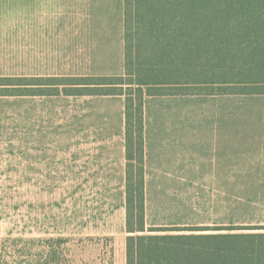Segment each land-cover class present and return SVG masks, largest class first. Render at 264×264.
Instances as JSON below:
<instances>
[{"label": "rangeland", "instance_id": "obj_1", "mask_svg": "<svg viewBox=\"0 0 264 264\" xmlns=\"http://www.w3.org/2000/svg\"><path fill=\"white\" fill-rule=\"evenodd\" d=\"M123 33L124 0H0V92L24 91L0 95V264L127 263L126 204L103 178L83 176L109 131L105 96L41 94L49 77L122 75ZM211 100L197 120L215 109L235 136L244 209L235 225L211 228L264 232V95Z\"/></svg>", "mask_w": 264, "mask_h": 264}, {"label": "trees", "instance_id": "obj_2", "mask_svg": "<svg viewBox=\"0 0 264 264\" xmlns=\"http://www.w3.org/2000/svg\"><path fill=\"white\" fill-rule=\"evenodd\" d=\"M124 61L122 76L49 77L41 94L125 98L126 264H264L260 228L147 226L144 112L147 97L264 95V0H124Z\"/></svg>", "mask_w": 264, "mask_h": 264}, {"label": "crops", "instance_id": "obj_3", "mask_svg": "<svg viewBox=\"0 0 264 264\" xmlns=\"http://www.w3.org/2000/svg\"><path fill=\"white\" fill-rule=\"evenodd\" d=\"M215 97L224 96L146 99L148 227L196 229L233 226L237 209L244 210L237 208L235 136L222 132L226 122L215 120V109L205 111L201 124L197 120L200 104L214 108V104L219 103L211 100ZM104 99L109 107L106 116L111 119L101 118L100 128L109 131H104L107 132L105 136H98L96 155L85 161L83 176L103 178L106 186H113L111 191L119 192L120 204H126L125 104L122 96H105ZM197 127L203 129L201 135L196 131ZM215 128L218 131H214ZM247 156L257 158L255 152L247 153Z\"/></svg>", "mask_w": 264, "mask_h": 264}]
</instances>
